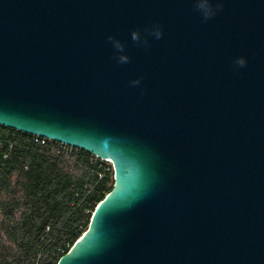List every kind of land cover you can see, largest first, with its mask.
Listing matches in <instances>:
<instances>
[{"label": "water", "instance_id": "1", "mask_svg": "<svg viewBox=\"0 0 264 264\" xmlns=\"http://www.w3.org/2000/svg\"><path fill=\"white\" fill-rule=\"evenodd\" d=\"M219 2L0 0V125L114 168L57 264H264V0Z\"/></svg>", "mask_w": 264, "mask_h": 264}, {"label": "trees", "instance_id": "2", "mask_svg": "<svg viewBox=\"0 0 264 264\" xmlns=\"http://www.w3.org/2000/svg\"><path fill=\"white\" fill-rule=\"evenodd\" d=\"M113 186L108 162L0 125V264H57Z\"/></svg>", "mask_w": 264, "mask_h": 264}, {"label": "clouds", "instance_id": "3", "mask_svg": "<svg viewBox=\"0 0 264 264\" xmlns=\"http://www.w3.org/2000/svg\"><path fill=\"white\" fill-rule=\"evenodd\" d=\"M194 10L199 13L203 21H207L216 15L217 11L222 7L219 0L214 3L213 0H193ZM143 35L139 29L131 31V40L136 42L139 46H147L149 44V37L154 40L161 39L163 32L158 22H154L143 29ZM111 43L113 50V59L118 64H126L129 62L130 57L126 52L125 44L120 39L111 35L107 37ZM247 64L245 56H236L232 59V66L234 69L244 68ZM140 78L129 81L130 85L136 86L140 84Z\"/></svg>", "mask_w": 264, "mask_h": 264}, {"label": "built area", "instance_id": "4", "mask_svg": "<svg viewBox=\"0 0 264 264\" xmlns=\"http://www.w3.org/2000/svg\"><path fill=\"white\" fill-rule=\"evenodd\" d=\"M35 136V135H34ZM36 137H38V138H44V137H39V136H36ZM44 139H46V140H51V139H48V138H44ZM51 141H53V140H51ZM43 143L45 142L44 140L42 141ZM67 146V145H66ZM69 150H71V149H69Z\"/></svg>", "mask_w": 264, "mask_h": 264}, {"label": "rangeland", "instance_id": "5", "mask_svg": "<svg viewBox=\"0 0 264 264\" xmlns=\"http://www.w3.org/2000/svg\"><path fill=\"white\" fill-rule=\"evenodd\" d=\"M111 166H112V168H113V165L110 163V162H108ZM114 169V168H113Z\"/></svg>", "mask_w": 264, "mask_h": 264}]
</instances>
